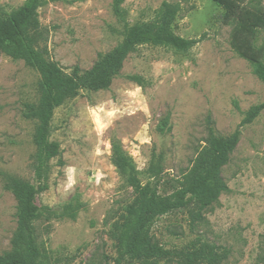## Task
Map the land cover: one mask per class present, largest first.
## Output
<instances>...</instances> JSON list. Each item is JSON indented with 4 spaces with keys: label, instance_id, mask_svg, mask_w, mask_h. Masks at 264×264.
<instances>
[{
    "label": "rangeland",
    "instance_id": "374dc122",
    "mask_svg": "<svg viewBox=\"0 0 264 264\" xmlns=\"http://www.w3.org/2000/svg\"><path fill=\"white\" fill-rule=\"evenodd\" d=\"M26 1L0 0V14ZM163 2L178 7L174 33L200 42L183 54L140 47L107 90H83L54 111L49 139L60 155L51 161L48 188L37 198L44 210L34 223L42 264H113V233L134 199L112 164L113 146L123 148L142 183L151 157L160 156L158 191L168 195L207 144L209 128L227 139L264 102V84L230 48L231 26L211 0H125L126 21L153 19ZM245 3L264 8V0ZM38 21L47 57L66 74L90 70L122 40L112 0H44ZM39 94L37 71L0 53V256L13 251L18 214L5 185L12 178L36 182L35 122L24 113ZM220 176L228 190L200 220L176 212L158 219L152 234L166 249L206 243L227 252L222 264H264V110L240 128ZM68 203L79 205L74 218L64 213Z\"/></svg>",
    "mask_w": 264,
    "mask_h": 264
},
{
    "label": "trees",
    "instance_id": "16d2710c",
    "mask_svg": "<svg viewBox=\"0 0 264 264\" xmlns=\"http://www.w3.org/2000/svg\"><path fill=\"white\" fill-rule=\"evenodd\" d=\"M222 8L221 20L231 26L229 44L232 51L249 63L253 74L264 84V8L245 3V0H211ZM125 0H112V11L121 26V42L90 70L74 67L66 74L47 57L39 30L38 9L44 0H27L20 8L7 15L0 14V53L13 61H22L39 75V99L25 105V117L35 122L33 142L35 184L12 178L5 188L18 204L16 234L13 251L0 256V264H42L44 253L38 244L34 223L42 211L38 196L47 190L51 161L60 155L57 142L51 141L50 126L54 111L65 102L76 98L81 91L107 90L118 74L125 58L138 48L149 46L187 53L200 40H186L173 31L178 7L163 2L149 21L130 25L122 8ZM138 80L137 77H128ZM264 110V102L252 106L232 135L223 139L209 128L207 144L197 153L190 168L176 179V186L168 195L158 191L163 178L161 157L153 155L142 183L139 172L121 146H113L111 161L118 174L134 192V199L126 209L121 224L115 227L113 241L116 257L113 264L130 261L135 264H222L227 252L206 243H191L182 249L164 248L152 234L155 222L163 216L186 212L192 221L201 219L203 211L218 202L228 190L220 176L236 147L240 128L252 123ZM79 209L68 203L64 213L74 218Z\"/></svg>",
    "mask_w": 264,
    "mask_h": 264
}]
</instances>
